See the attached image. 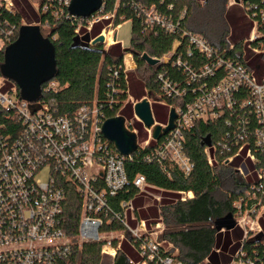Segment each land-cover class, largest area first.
I'll list each match as a JSON object with an SVG mask.
<instances>
[{
  "label": "built area",
  "instance_id": "built-area-1",
  "mask_svg": "<svg viewBox=\"0 0 264 264\" xmlns=\"http://www.w3.org/2000/svg\"><path fill=\"white\" fill-rule=\"evenodd\" d=\"M29 1L40 21L27 22L21 17L20 25L13 18L22 15ZM110 1L102 0L97 12L83 18L70 12L72 0H0V50L13 42L23 25L48 29L51 20L61 19L84 20L77 23L76 35L90 34L91 47L100 44L94 40L103 36L101 45L107 49L122 44L117 40L116 27L127 21L128 13L133 14L141 20L144 32L162 31L173 37L167 53L151 56L143 52L140 57L148 54L157 60L151 66H165L156 76L158 91L144 98L149 103L155 97L172 105L174 127L154 138L155 126L161 124L146 125L147 138L141 144L133 123L125 119L127 129L137 134L138 143L137 150L125 156L104 136L102 125L109 117L97 101L80 106L73 115H64L56 99L46 97L60 89L57 81L47 82L41 96L30 101L18 97L7 83L13 82L0 74V117H5L0 121V264H61L70 257L74 245L84 243H102L101 254L115 258L125 234L139 255V260L130 259V264H185L177 259L173 245L161 238V221L140 218L132 200L118 203L115 198L128 184L126 162L146 149L145 161L157 163L169 176L171 165L190 174L194 164L185 152L186 131L198 123L220 119L226 120L229 130L223 139L206 147L210 166H230L239 158L236 169L242 165L248 175L250 167L254 171L246 201L243 197L235 204L233 218L243 235L230 264H264V250L263 256L250 255L245 247L252 237L260 236L264 242L260 223L264 213V76L257 77L229 52L189 30L184 24L187 10H175L171 1L113 0L108 8ZM244 9L254 26L248 41H254L260 37L259 24L264 23V0L244 3ZM95 26L101 28L92 35ZM122 60L113 67L109 82L112 109L125 92L118 83L121 74L129 84V73L137 68L135 54L129 49H123ZM118 112L115 116H121ZM167 126L161 125L162 129ZM45 169L48 178L43 181L39 175ZM134 184L139 194L161 199L150 191L154 186L144 175H137ZM180 194L182 201L193 197L191 191ZM70 195L76 198L74 207L80 212L76 236L66 230ZM110 225H122L123 229Z\"/></svg>",
  "mask_w": 264,
  "mask_h": 264
},
{
  "label": "trees",
  "instance_id": "trees-1",
  "mask_svg": "<svg viewBox=\"0 0 264 264\" xmlns=\"http://www.w3.org/2000/svg\"><path fill=\"white\" fill-rule=\"evenodd\" d=\"M157 2L158 0H152ZM171 1L175 5V10H187V16L184 24L189 30L204 36L217 49L225 50L239 62L250 66L247 62L244 51L248 45L251 48L264 45V23L258 26L260 37L254 41H240L231 49L229 41L230 36V16L226 9L225 0H165ZM244 3H254L257 0H243ZM151 2V0H148ZM113 0L110 1L108 8H111ZM127 19H131L133 30V46L129 50L135 54L137 64L136 72L139 80L147 93L155 94L158 91L156 76L165 66H151L147 64L140 54L143 52L151 56H161L167 53L173 44V37L160 31H143L141 20L133 14H129ZM22 15L13 18L21 23ZM41 18V17H40ZM83 23L84 20L71 22L69 20H51L50 27L42 34L54 46L55 53V74L49 80L41 85V89L47 82L57 81L60 89L46 97H54L58 102L60 112L64 115H73L82 105L92 104L94 101L102 106L107 117H113L122 106V102L129 97L133 90L132 86L126 83L121 74L118 80L120 87L125 91L117 103H114L113 109L108 103L110 92V80L112 69L123 62L122 54L113 55L103 45L98 44L94 49H87L79 45L73 48V40L76 36L75 29L77 23ZM121 23V22H119ZM21 25V24H20ZM21 27V26H20ZM101 26H95L93 32L97 35ZM19 32V31H18ZM13 38V42L18 38V33ZM92 32V33H93ZM12 42V43H13ZM10 44L0 50V74L5 60V50ZM247 46V47H246ZM110 46L109 48H113ZM101 50H106V53ZM173 70H170L172 73ZM174 74H177L174 71ZM146 94L138 92V100ZM171 102V101H170ZM4 115L1 114L0 121H3ZM229 130L226 120L220 119L217 122H202L195 125L194 128L187 130L185 152L194 164L190 174H185L176 165L168 168L170 176L155 162L145 161V154L148 151L137 152L133 160L126 162V172L128 175V184L115 198L116 202L132 200L139 202V190L134 184L137 175L142 174L146 177L150 185L174 193L180 198V192L192 191L194 196L185 201L173 200L165 202L160 208H150V212L141 210L139 216L153 219L155 223L161 220L165 228L161 238L171 242L178 249L177 259L185 264H230L231 255L226 253L229 246V239L223 244L222 251L216 252L215 249L220 245L223 239L222 231L218 230L217 222L228 215H234L236 202L245 197L250 189L253 177L239 179L236 177V169L231 170L224 164H215L210 166L205 149L208 146L216 144L227 134ZM210 143V144H209ZM152 145L149 147V149ZM226 157V156H223ZM220 157V162H223ZM241 159L236 158L233 162L237 167ZM225 171L226 173L219 171ZM233 177V187L228 192L221 193V186L225 177ZM254 199L249 200L252 203ZM76 198L70 195V204L66 206V227L67 231L75 235L78 232L80 212L75 208ZM122 204V203H121ZM136 205V204H135ZM152 209V210H151ZM138 214V212H137ZM150 217V218H149ZM264 226V225H263ZM117 229H123L122 225H110ZM229 236V234L227 233ZM243 233L237 232L238 239ZM227 236V237H228ZM128 241L124 240L117 256L112 259L111 256L101 254L102 243H84L81 246H73L70 257L61 264H130L132 255L128 248ZM246 250L250 255L260 254L263 256L264 242L260 236L252 237L246 240ZM232 249L230 253H234Z\"/></svg>",
  "mask_w": 264,
  "mask_h": 264
},
{
  "label": "water",
  "instance_id": "water-1",
  "mask_svg": "<svg viewBox=\"0 0 264 264\" xmlns=\"http://www.w3.org/2000/svg\"><path fill=\"white\" fill-rule=\"evenodd\" d=\"M240 1L235 0L237 3ZM101 4L102 0H72L69 10L77 17L88 18L100 9ZM90 38V34L84 37L76 35L72 47L76 48L81 45L87 49H94L88 44ZM103 40V36H98L94 43L102 44ZM8 48H11L10 57L7 56ZM101 51L106 53V50ZM143 59L150 65L157 63V60L151 58L148 54H144ZM55 67L54 46L49 39L43 36L39 26L29 24L21 27L16 41L6 48L2 73L5 72V68L6 77L14 80L22 92L25 91L24 88L34 90V93L24 95L26 100L33 101L41 96V85L54 76ZM50 69L53 70L48 73ZM135 111L145 125L150 127L154 124L155 121L147 98L135 104ZM175 118V110L172 108L168 126L162 129L161 125H156L154 138H159L162 131L164 133L170 131L174 127ZM102 132L122 155H132L137 150V134L127 129L125 117L113 116L106 119L102 125ZM235 225L236 222L231 214L217 222L219 231L234 228Z\"/></svg>",
  "mask_w": 264,
  "mask_h": 264
},
{
  "label": "rangeland",
  "instance_id": "rangeland-1",
  "mask_svg": "<svg viewBox=\"0 0 264 264\" xmlns=\"http://www.w3.org/2000/svg\"><path fill=\"white\" fill-rule=\"evenodd\" d=\"M230 2H234L233 3L234 5L229 6L228 8ZM225 3H226V9L228 10V14L231 18L230 20L231 32H230V36L228 37L230 43L234 45L240 41L248 42L249 38L253 34L254 26L252 24V20L247 16V13L245 12L243 1L241 0L239 3H237L233 0H225ZM31 5L32 4H30V1L26 2V6H24L23 9L21 10V14L27 22L37 23L40 21V16L32 8ZM42 30L43 32H45L46 28L42 27ZM116 30H117V40L122 44L114 45L113 48H107V49L113 55H121L123 53V49H130L133 46L132 22L130 20L127 21L124 20L116 27ZM94 34L95 32L92 33V35ZM10 55H11V48H8L7 56L10 57ZM244 56L247 62L250 64L249 67L251 71L257 77L259 78L263 77L264 76V45L262 44L261 46H259L258 52L254 51L253 48H251V46L248 45L247 49L244 51ZM52 70L53 69H50L48 73H51ZM4 71L6 72L5 68ZM5 72H3V76L6 77ZM138 77L139 75L136 72V67H135V69L129 73V83L132 86L133 90L130 92L128 100L124 103V105L118 112V115L125 117L127 122L133 123L132 129L137 132L139 143L143 144L144 140L147 138V134H146L147 128L145 123L138 118V115L135 111V103L138 101V97H137L138 92L142 91L143 94L147 95L148 91H146V89L143 87ZM6 78L9 79L8 77ZM12 82L13 83L7 81L8 85H11L13 87L14 93L18 97L25 99L24 95L34 93V90L28 88H24L25 91L22 92L20 90V87L17 85V83L14 80H12ZM150 107L155 123L166 125L168 123L172 105H170L166 101H162L159 99H155V97H152V100L150 102ZM230 166H234V164H231ZM230 166L227 167H229V169L231 170L236 169L235 167L231 168ZM219 172H223V174L226 173L225 171H221V170ZM235 175L239 179H244L246 176H248V169H246L244 166L241 165L238 169H236ZM39 178L43 181H46L48 178V170L45 169V171H42L41 174L39 175ZM223 180L224 181L221 186L220 192L226 194V192H228V190L232 189L233 187V177L232 176H230V178L225 177ZM142 194H147V196L153 198L152 195L149 193H141V195ZM132 222L134 221L130 219L131 224H133ZM164 228L165 225L162 228V230H164ZM124 240H126V234ZM178 252L179 251H176L177 254ZM216 252H219V250H216Z\"/></svg>",
  "mask_w": 264,
  "mask_h": 264
},
{
  "label": "crops",
  "instance_id": "crops-1",
  "mask_svg": "<svg viewBox=\"0 0 264 264\" xmlns=\"http://www.w3.org/2000/svg\"><path fill=\"white\" fill-rule=\"evenodd\" d=\"M234 1V0H233ZM234 2H230V5H228V8L229 6H232L234 5L233 4ZM249 171H251V174H249L248 176L246 177H254V171H253V168L250 167L249 168ZM245 177V178H246ZM150 191L154 194V195H157L159 196L161 199L160 200H157L153 197V198H150L149 196H147V194H139L138 198H140L139 202H136L135 201L133 202L135 207L138 209V216H139V212L141 210H144V211H147V212H150V208H153V207H158L160 208L162 204H164L165 202H170V201H173V200H177V196L174 195V193L172 192H169L167 190H164V189H160L158 187H153V188H149ZM192 192V191H191ZM192 195L194 196L193 192H192ZM180 197H181V194H180ZM193 198V197H191ZM190 198V199H191ZM152 210V209H151ZM140 218H143L141 217V215L139 216ZM150 218V217H149ZM143 219H147L149 222H152L153 221H150V220H153V219H148V218H143ZM159 221V220H158ZM157 222V221H156ZM162 222V221H161ZM133 224H135L134 222H132ZM163 223V222H162ZM260 223L263 227V232H264V213L262 214V216L260 217ZM164 224V223H163ZM222 233H223V239H222V242L220 243V245L215 249L216 250H219L222 251V248H223V244L225 243V241H227V239H229V246H228V249L227 251H225L226 253H229L231 255V258H232V255L234 253H230L232 249H235L234 252L237 250V248L239 247L240 245V238L238 239V236H237V232H242V229L239 227V226H234V228H231V229H222L221 230ZM227 233L229 234V236L227 235ZM228 236V237H227ZM124 241V240H123ZM126 241H128V248L130 250V253H131V257L132 259L134 260H139V255L135 249V247L132 245V243L128 240V238L126 239ZM169 242V241H168ZM123 243V242H122ZM171 243V242H170ZM172 244V243H171ZM173 245V244H172ZM174 247V245H173ZM172 251H178V249H176L175 247L172 249Z\"/></svg>",
  "mask_w": 264,
  "mask_h": 264
},
{
  "label": "flooded vegetation",
  "instance_id": "flooded-vegetation-1",
  "mask_svg": "<svg viewBox=\"0 0 264 264\" xmlns=\"http://www.w3.org/2000/svg\"><path fill=\"white\" fill-rule=\"evenodd\" d=\"M10 80V79H9ZM10 81H12V80H10Z\"/></svg>",
  "mask_w": 264,
  "mask_h": 264
}]
</instances>
